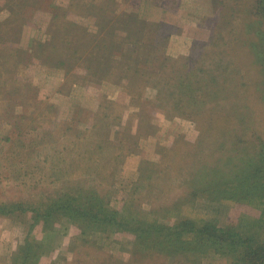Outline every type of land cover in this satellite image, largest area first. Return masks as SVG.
<instances>
[{
    "label": "rangeland",
    "instance_id": "rangeland-1",
    "mask_svg": "<svg viewBox=\"0 0 264 264\" xmlns=\"http://www.w3.org/2000/svg\"><path fill=\"white\" fill-rule=\"evenodd\" d=\"M263 149L264 0H0V264H264Z\"/></svg>",
    "mask_w": 264,
    "mask_h": 264
},
{
    "label": "trees",
    "instance_id": "trees-1",
    "mask_svg": "<svg viewBox=\"0 0 264 264\" xmlns=\"http://www.w3.org/2000/svg\"><path fill=\"white\" fill-rule=\"evenodd\" d=\"M264 160V149L261 152ZM253 168V167H252ZM252 168H247L244 171H252ZM254 170L255 172H249L248 174L239 176L232 179L227 183V187L223 185H217L218 192H214L215 199H228L235 202L256 203L258 205H264V170ZM257 171V172H256ZM261 171L260 174H258ZM216 184L213 185L215 187ZM107 218H103L102 221H107ZM264 223V218L261 220ZM161 229L158 232L162 235H170L174 238H195L192 243H199L201 246L219 247L225 248L228 246V250L236 248L238 241L243 240V235L238 229H233L229 226H220L217 221L209 220L208 222H197L194 219H183L176 226H167L165 224L160 225ZM239 236V237H238ZM188 238L187 240L191 239ZM184 240V239H183ZM165 250V249H164ZM167 251V250H165Z\"/></svg>",
    "mask_w": 264,
    "mask_h": 264
}]
</instances>
